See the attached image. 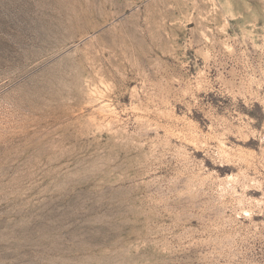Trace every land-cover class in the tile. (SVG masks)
Returning a JSON list of instances; mask_svg holds the SVG:
<instances>
[{
  "label": "rangeland",
  "instance_id": "rangeland-1",
  "mask_svg": "<svg viewBox=\"0 0 264 264\" xmlns=\"http://www.w3.org/2000/svg\"><path fill=\"white\" fill-rule=\"evenodd\" d=\"M0 264H264V0H0Z\"/></svg>",
  "mask_w": 264,
  "mask_h": 264
}]
</instances>
